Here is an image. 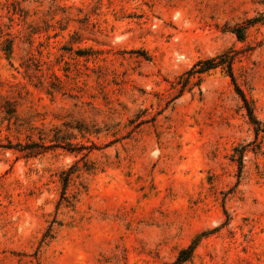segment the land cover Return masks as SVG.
<instances>
[{"label": "rangeland", "instance_id": "rangeland-1", "mask_svg": "<svg viewBox=\"0 0 264 264\" xmlns=\"http://www.w3.org/2000/svg\"><path fill=\"white\" fill-rule=\"evenodd\" d=\"M260 12L0 0V264H176L182 250L177 264H264V132L220 67L179 91L197 60L230 51L264 127V23L231 31Z\"/></svg>", "mask_w": 264, "mask_h": 264}, {"label": "trees", "instance_id": "trees-1", "mask_svg": "<svg viewBox=\"0 0 264 264\" xmlns=\"http://www.w3.org/2000/svg\"><path fill=\"white\" fill-rule=\"evenodd\" d=\"M263 24L264 23V12L258 13L256 16L251 17V18H246L240 23H236L232 28L231 31L235 34L237 39H243L245 35V31L248 27L253 26L255 24ZM233 58L234 55L230 53V51L222 52L219 54H216L211 57H206L197 60L189 69L184 71L180 78L182 79L180 89L181 91L186 85L188 84H195L198 83L201 78L210 72L211 70L220 67L223 69L226 73V75L229 76L230 80L235 86V90L240 98V100L243 103V107L246 110V114L248 116L249 122L253 125L255 134L257 135L259 132H264V127L258 122L256 119L254 113H253V108L251 107L249 101L243 94V92L238 88L235 82V78L233 75V70H232V63H233ZM80 132L81 131H87L85 128H80L76 127ZM71 145L70 150H75L77 152L87 149L89 151L92 147H94V143L90 142L89 145H84V144H69ZM3 147L8 148V149H15L21 153H23L24 156H35L38 155L42 152H44L49 146L44 145L43 143H35V142H17L14 146L8 141L6 145ZM85 155V154H84ZM69 173H65L64 176H62V195L65 193L66 186L68 184L69 180ZM65 197V196H62ZM186 252V254L183 256L181 253ZM181 253L179 254L176 264L181 263L185 260H187L190 256V250H182Z\"/></svg>", "mask_w": 264, "mask_h": 264}]
</instances>
